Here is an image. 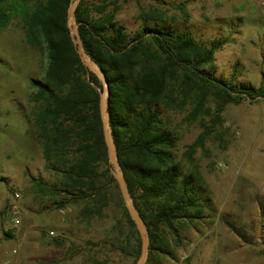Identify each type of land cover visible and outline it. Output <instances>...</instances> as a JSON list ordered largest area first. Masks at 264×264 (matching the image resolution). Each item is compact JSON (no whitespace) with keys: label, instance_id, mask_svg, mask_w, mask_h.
<instances>
[{"label":"rangeland","instance_id":"obj_1","mask_svg":"<svg viewBox=\"0 0 264 264\" xmlns=\"http://www.w3.org/2000/svg\"><path fill=\"white\" fill-rule=\"evenodd\" d=\"M183 2V10L171 7ZM85 3L96 15L95 4L106 6L129 32L156 24L189 30L199 42L226 39L205 71L224 83L264 88V0ZM23 16L16 11L0 30V264H135L129 229L117 225L122 210L113 183L104 180L100 185L109 203L103 202L99 212L90 205L97 196L79 199L53 187L60 173L42 156L29 101L36 91L33 82L44 75L46 50L44 43H27ZM193 106L188 99L164 119L176 135L173 159L200 188L202 217L177 221L176 237L169 229L162 232L173 259L160 253L159 261L264 264V99L227 102L221 123L213 125L203 145L188 157L189 144L211 126L215 114L211 95L205 101L208 110L198 119L189 116ZM15 192L18 226L9 211ZM150 257L154 260L156 254Z\"/></svg>","mask_w":264,"mask_h":264},{"label":"trees","instance_id":"obj_2","mask_svg":"<svg viewBox=\"0 0 264 264\" xmlns=\"http://www.w3.org/2000/svg\"><path fill=\"white\" fill-rule=\"evenodd\" d=\"M70 1L0 0V30L19 11L24 14L27 43L45 45L47 66L42 80L33 82L36 91L29 101L34 104L42 156L50 169L60 173L54 189L79 199L97 196L98 202L90 205L99 212L103 202L105 206L109 203L100 185L104 180L113 183L122 210L117 225L120 230L129 229L130 248L137 259L141 239L112 174L103 138L102 84L83 64L66 26ZM85 2L80 0L75 7L77 30L85 51L106 76L108 120L118 161L148 229L147 261L161 264L160 253L173 259L162 232L169 229L176 237L177 221L202 217L200 188L195 187L191 174L183 175L173 159L176 135L164 119L167 111L182 108L192 99L189 116L198 119L208 110L205 101L209 95L214 98L212 124L189 144L190 157L203 145L213 125L221 123L227 102L264 99V88L224 83L205 71L204 66L212 62L215 50L226 39L199 42L189 30L156 24H143L129 32L113 13L106 12V6L95 4L96 15ZM185 5L171 7L183 10ZM38 187L43 190L40 183ZM151 252L156 259L150 257Z\"/></svg>","mask_w":264,"mask_h":264},{"label":"water","instance_id":"obj_3","mask_svg":"<svg viewBox=\"0 0 264 264\" xmlns=\"http://www.w3.org/2000/svg\"><path fill=\"white\" fill-rule=\"evenodd\" d=\"M80 2V0H71L68 4L67 11H66V26L69 31L70 40L73 44V46L76 48L77 53L82 58L83 64L87 67L88 70L94 72L100 79L102 84V90L100 92L99 97V108H100V114H101V121H102V127L104 131V142L107 147V157L109 159V162L112 165L113 169V175L115 179L117 180L119 189H120V195L122 197L123 203L128 210L129 216L134 220L135 226L137 228V232L141 239V249H140V255L136 261L135 264H145V261L148 257V249H149V235H148V229L143 221L142 217L139 214V210L137 209L133 198L130 195V190L128 188V185L125 181V178L123 176V169L118 161L116 146L114 143V139L112 137V130L109 124L108 116L109 112L107 109V97L109 95V89L108 84L106 81V76L103 73L102 69H100L99 66L92 60L91 56L85 51L84 46L81 42V37L77 30L76 25V18L74 15L75 7Z\"/></svg>","mask_w":264,"mask_h":264},{"label":"built area","instance_id":"obj_4","mask_svg":"<svg viewBox=\"0 0 264 264\" xmlns=\"http://www.w3.org/2000/svg\"><path fill=\"white\" fill-rule=\"evenodd\" d=\"M19 197V194L17 192H15L12 196V200H11V204H10V214H11V221L13 222L14 226H18L21 223V220L19 217H17V213H18V204L16 203V199ZM12 252L14 253L15 250L12 249Z\"/></svg>","mask_w":264,"mask_h":264},{"label":"crops","instance_id":"obj_5","mask_svg":"<svg viewBox=\"0 0 264 264\" xmlns=\"http://www.w3.org/2000/svg\"><path fill=\"white\" fill-rule=\"evenodd\" d=\"M262 213L264 214V209H262ZM210 227H211V225H209ZM210 227H207V231H208V228H210ZM207 231H205L204 233H203V235L207 232ZM263 248V247H262Z\"/></svg>","mask_w":264,"mask_h":264}]
</instances>
